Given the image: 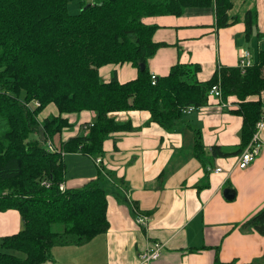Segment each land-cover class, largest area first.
<instances>
[{"label":"trees","instance_id":"obj_1","mask_svg":"<svg viewBox=\"0 0 264 264\" xmlns=\"http://www.w3.org/2000/svg\"><path fill=\"white\" fill-rule=\"evenodd\" d=\"M68 1L0 0V108L8 115L16 111L13 114L17 121L13 124L14 136H9L8 129L0 137V182L18 183L0 199V211L14 207L21 219L17 232L0 236V264H40L49 258L52 246L84 243L108 226L105 190L91 180L80 187H66L59 149L49 151L37 139L29 146L24 144L33 126L38 127L37 122L28 109L5 95L6 91L16 97L23 93L27 100L36 99L39 106L31 113L41 111L49 102L56 106L55 113L42 120V131L38 127L41 135L47 130L50 136L55 133L60 138L62 129L71 125L67 114L93 111L95 117L88 132L60 139L59 148L60 153L78 151L94 157L102 153V141L110 132L133 129L130 122H119L110 114L147 110L151 121L167 126L181 117L187 105L205 104L208 89L217 80L222 99L228 95L239 99L235 110L242 116V144L249 140L260 116L264 49L257 51L253 64L244 72L237 66H222L202 82L196 76L198 64L177 62L166 75H155L152 83L146 58L160 43L151 38L155 26L139 21L143 13L140 7L127 9L130 0H122V5L118 0H91L90 4L82 2L77 14H70L65 6ZM150 1L149 16L178 15L185 7L212 5L217 27L236 19L228 14L231 0ZM244 23L248 36L253 24L250 11ZM146 29L147 38L141 34ZM124 62L137 69L134 78L119 82L115 73L106 82L100 78V66ZM140 63L143 69H139ZM251 95L258 98L247 99ZM6 123L9 120L0 117V128ZM196 133L193 148L201 158L203 150ZM29 155L35 157L27 162ZM42 180L49 185L41 184ZM60 182L63 190L58 187ZM239 226L264 235V208ZM211 264L250 263L223 262L214 257Z\"/></svg>","mask_w":264,"mask_h":264},{"label":"crops","instance_id":"obj_2","mask_svg":"<svg viewBox=\"0 0 264 264\" xmlns=\"http://www.w3.org/2000/svg\"><path fill=\"white\" fill-rule=\"evenodd\" d=\"M231 1L229 15L236 0ZM254 8L255 25L248 36L244 19L237 14L233 23L217 27L212 5L185 7L178 15L147 16L144 22L155 26L151 38L160 43L146 58L148 72L162 76L177 62L198 64L196 76L203 82L215 69L236 66L242 47L255 59L257 51L264 49V0H255ZM249 41L253 49L246 44ZM98 72L105 82L113 73L124 82L134 78L137 69L128 62L108 63ZM260 95L263 107L264 91ZM207 98L205 104L181 111V117L167 126L151 121L147 110L110 114L119 122H130L133 129L112 131L103 139L98 155L101 167L93 156L64 151L63 160L71 163L68 167L64 161L65 186L80 187L91 180L102 187L108 226L84 243L52 246L49 258L40 264H138L137 253L151 240L164 244L150 264H211L214 257L264 264V235L239 226L264 208V126L259 134L261 151L239 168L236 161L245 146L242 116L235 110L239 99L234 95ZM94 115L91 110L67 114L71 125L61 132V141L87 133L82 127L92 123ZM195 133L203 150L201 158L194 153ZM207 165L221 168L214 172L206 170ZM225 188L233 192L229 199L222 194ZM123 193L148 216L145 228L135 223ZM20 228L14 207L0 211V236Z\"/></svg>","mask_w":264,"mask_h":264},{"label":"rangeland","instance_id":"obj_3","mask_svg":"<svg viewBox=\"0 0 264 264\" xmlns=\"http://www.w3.org/2000/svg\"><path fill=\"white\" fill-rule=\"evenodd\" d=\"M254 1L255 0H236L235 1V5L234 7L232 8V12H229L231 16L237 14L240 16L241 19H244V16L247 12V10H250L251 12V15H252V26L251 28L253 29V26L255 25V20H256V10L254 8ZM84 2V3H90L91 0H69L67 2V4L65 5L66 8H67V11L70 13V14H77L80 10V5L81 3ZM151 1L150 0H130L129 2V5L127 7L130 8L131 6H138L140 7L139 10L142 13L139 21L143 24H145L146 26H148L147 23L144 22V19L149 16L147 13L152 10L150 9V7H148V3H150ZM118 4L119 5H122V0H118ZM153 5V3H151ZM157 7V5H156ZM254 9V10H253ZM147 14V15H146ZM137 16H138V13H137ZM149 29H146L144 30L143 32H141V34L143 36H145L147 34V31ZM255 31V29H254ZM145 38H147V35L145 36ZM133 39V38H132ZM131 39V40H132ZM251 41H249L248 43H246L249 48H252V45L250 43ZM251 50V49H250ZM5 95L9 96L11 99H13L16 103L19 102L22 106H24L26 109H28L31 117L33 118V120L35 121L36 120V124L38 125V127H40V129L42 128L43 129V126H42V120H44V117L46 116H49L51 117V115H53L52 112L55 113L56 111V106L54 104H52V102L50 103H47L45 104V106L43 105V108L41 111H35L33 113H31V110L37 108L39 106V102L36 100V99H30V100H27L24 98V94L23 93H20V98L19 97H16L15 94H12L11 92H8L6 91ZM34 102H37V105H34ZM36 110V109H35ZM14 114H16V111H13ZM13 113H10V115H8V112H6L5 110L1 109L0 108V117H5L9 120V124L6 123V124H2L1 125V128H0V137L3 136V133L10 129V134L9 136L12 137L14 136L13 132H15V127H14V123H16V119H15V115ZM10 127V128H9ZM19 127H22L20 124H19ZM34 129L32 131H29L28 135H27V138L24 139V144H26V146H29L30 144H32L31 140H34V139H37L38 140V144H43V146H45L49 151H57L59 149V154H61V156L64 154L63 151H61L60 153V138H58V136L53 133L51 136L49 135V133L47 132V130L41 135V131L38 130V127L37 126H33ZM68 128V127H66ZM66 128L64 127L62 130H66ZM88 132V131H87ZM86 132L82 135H85ZM8 137V136H7ZM5 140V139H3ZM5 143V142H4ZM2 149V145H1V142H0V150ZM35 156L33 155H29L26 157V161L27 162H30L34 159ZM94 157V156H93ZM95 158V157H94ZM65 163L67 164V166H71L70 162L65 159L64 160ZM68 162V163H67ZM102 172L103 174H106L103 170L100 171ZM109 176H111L109 174ZM111 178V177H110ZM60 183H63V182H60ZM16 184H18L17 182L15 181H12V180H6V181H3V182H0V199L3 198L2 196H6V195H9L11 193V190L13 188V186H15ZM14 190V189H13ZM106 193V191H105ZM13 196H11L12 198Z\"/></svg>","mask_w":264,"mask_h":264},{"label":"built area","instance_id":"obj_4","mask_svg":"<svg viewBox=\"0 0 264 264\" xmlns=\"http://www.w3.org/2000/svg\"><path fill=\"white\" fill-rule=\"evenodd\" d=\"M251 52L246 48V47H242L239 49V54H238V59H237V63L236 66L239 68V70L241 72H244V70L246 69V67H249L253 64V57L250 54ZM150 77H151V82L154 83L155 80V74L154 73H150ZM219 80H217V83H214L210 86V88L208 89V95H211L215 98L221 99V89H220V85H219ZM35 105H37V102H34ZM196 106L190 104L187 105L186 107L182 108L183 112H189L191 110H193ZM262 112L259 116V118L257 119V121L254 124V129L251 133V136H249V140L248 142L245 144L244 148L241 150V152L238 155L237 161H236V165L239 168H244L246 167L253 159L254 157L259 153L260 148H261V139L259 136L261 129L264 126V106L261 108ZM92 125L91 122L86 123L83 125V129H86V131H88V126ZM95 163L97 165H99L101 167V158L96 156L95 158H93ZM221 167H210L209 165H207L205 167L206 170H212L214 172H218L220 170ZM41 184L48 186L49 182L46 180H42ZM64 184L63 183H59V189L63 190L64 189ZM124 192V190H123ZM123 195L125 196L124 198L127 199V195L126 193H123ZM127 203L130 206V209L132 211L133 214V219L135 221V223L143 228H145L147 225V221H148V216L140 211H138V209L136 208V206L129 200L127 199ZM163 242L162 241H158V240H151L149 242H147L145 244V246L139 250V252L137 253L138 255V264H150V262L154 259H156L160 253L161 250L163 248Z\"/></svg>","mask_w":264,"mask_h":264},{"label":"water","instance_id":"obj_5","mask_svg":"<svg viewBox=\"0 0 264 264\" xmlns=\"http://www.w3.org/2000/svg\"><path fill=\"white\" fill-rule=\"evenodd\" d=\"M87 4H90V3H87ZM143 67H144V65H143V63H140L139 64V69H143ZM232 190L230 189V188H225L224 190H223V195L225 196V198H227V199H229V198H231L232 197Z\"/></svg>","mask_w":264,"mask_h":264}]
</instances>
